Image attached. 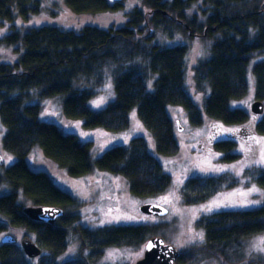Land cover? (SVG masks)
Segmentation results:
<instances>
[{"label":"trees","instance_id":"1","mask_svg":"<svg viewBox=\"0 0 264 264\" xmlns=\"http://www.w3.org/2000/svg\"><path fill=\"white\" fill-rule=\"evenodd\" d=\"M63 3L75 15L95 16L121 8L108 0ZM142 4L147 12L134 8L123 27L85 25L75 32L31 26V18L42 13L41 0H0V27L8 28L0 37V48L18 55L13 64L0 63V124L5 129L1 148L13 158L7 167L0 163V188L8 189L0 196V232L7 227L23 230L42 251L40 257L28 259L17 243L1 244L0 264H96L106 250L138 249L160 231V226L150 224L97 229L79 224L76 200L46 173L30 168L27 158L33 150H40L72 179L93 171L119 177L136 199L164 195L171 177L149 153L144 137L109 148L92 161L91 142L64 134L40 118L44 100L60 99L63 116L80 121L85 131L125 132L135 111L163 158L175 157L180 150L168 108L183 110L194 128L209 119L213 131L221 133L210 150L226 170L218 176L184 181L179 196L186 207L235 188L240 179L246 186L264 189V112L255 118L230 106L249 94L250 66L253 99L264 102V0H142ZM18 23L24 26L18 28ZM158 34L167 39L186 35L210 41L209 56L192 69L195 90L203 95L200 107L185 86L189 47L159 45ZM108 76L114 100L93 111L88 102ZM26 203L58 207L64 215L54 225L33 222L23 214ZM194 227L203 232L207 257L239 264L245 242L264 235V203L252 210L203 215ZM74 238L80 243L79 253L63 261ZM196 256L193 250L181 252L175 264H192Z\"/></svg>","mask_w":264,"mask_h":264},{"label":"rangeland","instance_id":"2","mask_svg":"<svg viewBox=\"0 0 264 264\" xmlns=\"http://www.w3.org/2000/svg\"><path fill=\"white\" fill-rule=\"evenodd\" d=\"M42 13L31 18L29 24L33 27L42 25L56 26L62 30L77 32L85 25H93L100 28H120L127 21V14L134 8L146 13L142 0H122L120 10L114 13H104L95 16L75 15L69 12L63 0H41ZM200 7V4H199ZM198 8V7H197ZM200 21L202 19L200 18ZM24 26V25H23ZM20 23L16 27H23ZM8 32V28L0 27V37ZM156 43L165 47L187 45L186 91L193 102L200 107L203 95L195 90L193 82V67L198 61L209 56L210 41L202 39H188L186 35H176L173 39H167L158 34ZM18 60V55L12 49L0 48V63L13 64ZM247 81L249 94L240 101L231 103V108L243 109L249 114L253 99V77L251 66L248 69ZM150 86V84H149ZM114 100L112 79L108 76L98 94L90 99L88 106L93 111H100ZM97 101L100 103L97 104ZM41 119L57 126L64 134L76 135L83 142H91L90 158L95 161L101 154L112 147L127 145L135 137H144L147 141L149 153L162 165L165 173L171 177V186L167 192L154 199H136L129 195L125 180L106 173L93 171L80 178H69L62 170L51 161L47 160L40 150L35 149L27 158L30 168L34 172H43L50 176L56 185L67 192L78 203L75 211L80 216L79 224L89 229H97L104 226H160V231L154 236L162 238L165 244L172 245L181 253L193 250L196 252V260L192 264H223L221 260L205 255L203 232L194 227V222L201 216L221 211H245L256 209L264 203V189L256 185H245L240 179L238 186L228 191L217 194L207 202L186 207L182 205L179 189L189 178L218 176L226 170L224 166L216 162L211 152V145L221 138V133L213 131L212 122L204 118L200 127H192L183 110L176 107L168 108V115L175 128V139L179 145V153L175 157L163 158L157 155L152 139L143 129L136 117L135 111L130 115L128 130L118 134H112L103 130L85 131L80 121L67 120L61 110L60 99H48L41 101ZM263 112H264V102ZM180 127L179 132L177 128ZM221 128V127H220ZM225 128L222 127V130ZM5 129L0 124V163L7 167L13 160L6 156L1 148V140ZM262 139V138H261ZM264 140V139H263ZM264 167V157L261 161ZM244 165L238 169L239 175ZM255 189V191H253ZM8 192L6 187L0 188V196ZM167 198L166 200L164 198ZM147 204L158 205L166 209L163 217L147 216L140 212V207ZM26 206L30 204L26 203ZM5 235L12 236L16 243L24 237L34 242V237L27 235L23 230L7 227L0 232L1 240ZM264 235L257 236L244 244L242 260L239 264H264ZM259 246V247H258ZM80 250V243L74 238L71 240L66 252L61 259L68 261L75 258ZM144 245L138 249L121 248L108 249L103 258L96 264H135L142 259ZM35 262H33L34 264Z\"/></svg>","mask_w":264,"mask_h":264},{"label":"water","instance_id":"3","mask_svg":"<svg viewBox=\"0 0 264 264\" xmlns=\"http://www.w3.org/2000/svg\"><path fill=\"white\" fill-rule=\"evenodd\" d=\"M109 2H121L122 0H108ZM250 112L253 117H258L263 113V104L260 101H255L250 107ZM177 130L180 132L181 128ZM140 212L147 216L163 217L167 214L165 208L147 204L140 207ZM23 214L31 221L54 225L56 221L64 215V211L58 207H35L26 206L23 209ZM15 239L10 235H5L1 244H14ZM149 243L152 247H148ZM28 259H36L41 256V249L28 237H24L18 244ZM180 253L172 245L165 244L162 238L152 237L144 244L143 257L135 264H175Z\"/></svg>","mask_w":264,"mask_h":264},{"label":"snow or ice","instance_id":"4","mask_svg":"<svg viewBox=\"0 0 264 264\" xmlns=\"http://www.w3.org/2000/svg\"><path fill=\"white\" fill-rule=\"evenodd\" d=\"M100 102L97 101V104H99ZM253 191H255V189H253ZM165 200L167 199L166 197L164 198ZM261 243H264V241H262ZM148 247H152V244L149 243ZM259 247V246H258ZM262 251H264V248H261Z\"/></svg>","mask_w":264,"mask_h":264}]
</instances>
